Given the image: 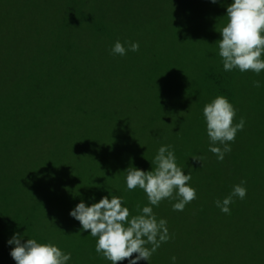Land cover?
I'll return each instance as SVG.
<instances>
[{"label": "trees", "instance_id": "16d2710c", "mask_svg": "<svg viewBox=\"0 0 264 264\" xmlns=\"http://www.w3.org/2000/svg\"><path fill=\"white\" fill-rule=\"evenodd\" d=\"M88 1L68 0L62 5L60 0H56L64 9L61 11L62 18L58 21L62 32L55 35L56 32L44 17L49 8L48 0H0V24L8 20L20 30L19 36L18 30L15 33L18 47L14 45L15 49L6 53L2 52L3 40L0 37V69H3L0 71V123L7 124L13 117L20 116L13 113L15 100H25L24 109L31 112V115L38 116L28 121L24 131L19 134L18 141H14L15 146L25 147L32 132L31 127H34L33 122L40 121V106L43 103L36 106L35 100L44 98L45 91L36 86L34 78L39 72L35 67L41 65L43 71L47 68L50 74L52 66L77 64L83 58H93L95 51L82 52L75 42L82 29L88 30V27L98 35H119L122 38L120 43L126 49L130 43L136 42L139 50L131 55L130 60L140 56V51L143 50L146 51V54L141 55L145 60V68L152 71L156 66L162 67V82L156 88L159 98H149L156 99L154 103L157 113L172 116L173 121L178 124L176 126L183 124V120H189L191 127L188 130V140L185 139L182 146L174 152L178 166L185 174L191 175L189 184L196 190L197 196L183 211L173 210L175 200H163L159 207L153 208L158 220L163 218L167 221L171 239L161 244L151 257L150 264H171L173 256L176 264H264V71L260 75L250 71L241 73L238 69L224 71L218 54V43L222 39L219 31L227 24V6L224 5L227 0H218L215 4L210 0H192L190 6L175 1L176 4L171 5L168 12L165 11L168 4L160 0L156 3L153 0H139L134 5L131 19L126 15L121 24H115L103 16L87 15L89 12L85 9L86 6L82 10L79 8ZM148 8L152 10L145 12L144 9ZM5 10L9 13L7 18L2 13ZM155 10H158V14ZM147 19L163 23L168 33L159 31L156 27L151 31L153 36L143 37V23L139 21L146 22ZM112 47L103 48L104 53L107 54ZM17 70L22 72L20 80L15 79ZM255 81H260V87L255 86ZM242 95H247L248 98H242ZM217 96L226 97L236 109L234 124L239 123L241 118L245 121L243 130L237 132L234 142H230L231 151L225 154L223 161H218L208 150L209 139L203 117L204 106ZM89 100L90 98H82L83 105H78L77 109L82 110ZM93 104L96 105V112L104 107V103L101 106ZM48 110L44 105L42 111ZM112 112L105 110L101 115L113 125L117 121L113 118L120 119L115 125L119 124L128 134L124 141L131 155L127 160L119 155H108L99 160L105 165L111 163L110 165L116 166L109 172V176L120 172L122 180H118V185L111 191L107 181L97 187H89L88 195L81 193L74 200L79 203L83 199L86 204H91L108 196L110 192L123 197L131 218L140 214L137 205L142 208L148 201L143 190H127L126 165L145 171H151L155 167L151 165L154 154L146 159L143 148H133L137 144L132 137L133 133H130L131 125H148L155 121L154 118L113 116ZM167 119L171 123V118ZM16 121L19 122V118ZM140 131L143 129L140 128ZM202 136L207 138L206 148L204 141L199 139ZM26 150L29 155L30 150ZM201 152L209 153L202 158V163L192 158L200 157ZM24 159L26 160L25 156ZM210 159L216 166L214 169H210ZM1 160L2 158L0 162ZM28 160V164L22 162L18 166L8 157L0 165V264H15L9 254L14 246L7 244L14 232L21 235L25 233V241L33 238L39 243H53L62 251L71 253L72 258L68 264H110L98 254L97 263L83 261L81 248L91 249L96 254L95 249L92 250L96 239L88 234L84 238H73L72 234H81L80 224L74 218L71 220L60 205L63 200L61 193L53 195L55 189L52 188L50 192L42 191L43 185L51 187L47 182L57 179V175L67 178L66 168L58 166L56 155L52 151L45 155L32 151ZM242 181L245 182L242 186L247 189L246 197L243 200L234 198L230 214L221 212L215 201L223 200L231 193L233 186ZM33 192L35 199L31 200ZM93 197L94 199H89ZM48 214L59 225L58 230L48 227L38 230L36 218ZM172 223L177 225L175 231L172 230ZM62 235L66 241L71 242L69 247L56 243ZM69 250L73 253L68 252ZM118 264H127V260ZM139 264L147 262L142 260Z\"/></svg>", "mask_w": 264, "mask_h": 264}, {"label": "rangeland", "instance_id": "374dc122", "mask_svg": "<svg viewBox=\"0 0 264 264\" xmlns=\"http://www.w3.org/2000/svg\"><path fill=\"white\" fill-rule=\"evenodd\" d=\"M60 1L64 5L68 0ZM153 1L157 2V0ZM160 1L168 4L166 12L170 11L171 5L176 4L175 1L184 3L186 6H190L192 3V0ZM137 2L139 3V0H89L79 9L82 10L86 6L85 9L89 12L87 15L103 16L115 24H121L126 15H128V19H131L134 5ZM231 2L232 0H227V3L223 4L228 6ZM47 3L49 8L44 13V17L48 19L50 28L56 32L55 35H59L62 28L58 21L62 18L61 11L64 8L60 7L56 0H48ZM144 10L150 12L152 9ZM154 12L158 14V10ZM2 13L4 18H7L8 11L5 10ZM139 22L143 23L141 35L145 38L153 36L154 34L151 31L156 27L159 28V31H167L168 33V30L165 29L166 26L155 21V19H151L147 23L145 21ZM12 25L13 23L8 20L0 24L3 53L15 49L14 45L18 47V37L15 38V33L18 30L19 36L20 30ZM89 29V27L88 30L82 29L80 37L76 38L75 42L82 49L80 50L82 52L95 51L93 58H83L77 64L52 66L53 69L50 68L52 70L50 74H48L47 68L43 71L41 65L35 67L39 72L38 76L34 78L36 86L44 88L45 93L44 98L41 100L36 98L35 100L36 106L39 103H43V106H40V121L33 122L34 127H31L32 132L29 134L28 144H25V147L23 145L16 147L14 144V141H18V136L24 131L23 129L28 121H31L32 117H38L31 115V112L24 109L26 108L25 100L21 99L23 102L13 101V113L20 116L13 117L12 121L7 124L0 123V158H2L0 165L8 157L18 166L22 162L28 164V157L32 154V151L39 155H45L48 151H52L57 157L58 166L66 168L65 175L67 178L64 179L61 174L57 175V179L47 182L51 184V187L43 185L42 191L50 192L55 189L53 195L61 193L63 200L60 201V205L68 214L77 204L74 200L76 195H81V193L88 195L89 187H97L105 181L109 182V191H111L118 185L116 182L122 180V174L118 171L115 175L109 176V172H112L116 166L110 165L111 163L105 165L99 160L100 158L105 159L108 155H119L127 160L126 158L131 155L126 149L124 141L127 139L128 134L120 128L119 124L115 125L120 119L113 118L117 120L113 125L112 122L101 115L102 111H113L111 113L113 116L127 115L143 119L154 118V124L131 125L130 133H133L132 137H134L133 139L137 144L133 148L135 150L143 148L146 159L153 154L155 156L160 145L170 144L173 150L182 146V142L185 139L188 140V130L190 131L191 127L189 120H183V124L176 126L178 124L173 121L172 116L157 113L154 103L156 99L149 98H159L156 88L162 82V67L156 66L152 71L148 67L145 68L143 66L145 60L141 58V55L146 54V51L141 50L140 56H135L131 60L130 57L134 52L127 51L126 55L118 56L116 59V55L112 54L111 50L105 54L103 48L114 46L117 41L121 42L122 38L119 35H115V37L98 35V33H92ZM139 68L147 70L141 71ZM2 70L0 69V71ZM55 71L57 73H54ZM21 74L22 72L17 70L15 79H22ZM4 94L6 93L4 92ZM55 94L60 96H55ZM82 98H90V100L82 110H78L77 106L83 105ZM242 98H248V96L242 95ZM93 103L100 106L104 103V107L96 112L94 110L96 105ZM44 105L49 109L48 112L42 111ZM1 117L5 118V116ZM168 117L171 118V123H169ZM16 118H19L20 121H16ZM140 128L143 131H140ZM10 131H12V134ZM199 139L204 141L206 148L208 143L206 136L199 137ZM26 149L30 150L29 155ZM110 151L112 153H109ZM208 155L209 153H199L201 158ZM209 163L210 169L216 167L211 159ZM126 167L128 169L130 165L128 164ZM234 181H236V178H234ZM33 199H35L34 192L31 195V200ZM36 221L39 223L37 228L41 231L47 227L53 230L59 228V225L49 214L39 215ZM67 221L69 222V218H67ZM171 227L175 231L177 225L172 223ZM67 230L69 231V229ZM173 231L170 230L174 235L175 232ZM85 234H89V232L74 233L72 237L84 238ZM56 243L64 247L71 245V242L66 241L63 235L59 237V241ZM93 249H95V245L92 247ZM90 250L81 248L83 261H96L97 263V253L93 254V251ZM68 252L73 253L72 250ZM75 253L77 254L78 251L76 250Z\"/></svg>", "mask_w": 264, "mask_h": 264}, {"label": "clouds", "instance_id": "9594fccd", "mask_svg": "<svg viewBox=\"0 0 264 264\" xmlns=\"http://www.w3.org/2000/svg\"><path fill=\"white\" fill-rule=\"evenodd\" d=\"M215 4L218 0H210ZM227 24L219 31V56L224 71L238 69L241 73L251 71L260 75L264 71V0H232L226 8ZM127 43V42H126ZM139 44L132 42L126 49L119 41L112 47L114 55L124 56L127 51L137 52ZM260 87V81L254 82ZM236 109L224 96H217L203 108V117L209 139V151L218 161H223L225 154L231 151L238 131L245 125L243 118L233 123ZM202 163L201 157H192ZM155 165L151 171L136 167L126 170V188H137L146 194L148 203L142 208L137 205L139 215L131 216L123 197L112 195L101 197L98 202L86 204L82 199L69 215L79 222L81 231H88L96 239L95 251L98 255L118 264L127 260V264H139L151 257L161 244L171 239L167 221L157 219L153 212L163 200H175L174 211H183L185 206L197 198L196 190L189 184L190 174L178 166L174 150L170 145H162L151 161ZM241 184L233 186L231 193L215 201L216 207L225 214H230V205L234 198L243 200L247 189ZM94 199L93 198H89ZM90 230V231H89ZM25 234V233H24ZM19 232H14L7 241L11 248L10 256L15 264H68L71 253H66L53 243H39L36 239L26 241ZM133 254H136L135 256ZM176 264V258H171Z\"/></svg>", "mask_w": 264, "mask_h": 264}]
</instances>
